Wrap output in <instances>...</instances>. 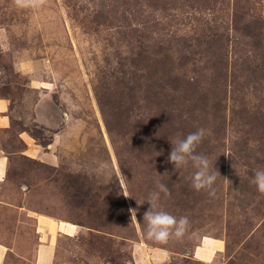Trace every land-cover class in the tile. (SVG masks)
Segmentation results:
<instances>
[{"label": "rangeland", "instance_id": "rangeland-1", "mask_svg": "<svg viewBox=\"0 0 264 264\" xmlns=\"http://www.w3.org/2000/svg\"><path fill=\"white\" fill-rule=\"evenodd\" d=\"M0 102L6 264L34 263L35 215L75 231L53 264H264V0H0ZM197 129L214 196L168 160ZM160 183L189 220L165 244L143 220Z\"/></svg>", "mask_w": 264, "mask_h": 264}, {"label": "clouds", "instance_id": "clouds-1", "mask_svg": "<svg viewBox=\"0 0 264 264\" xmlns=\"http://www.w3.org/2000/svg\"><path fill=\"white\" fill-rule=\"evenodd\" d=\"M204 136L205 130L197 129L183 138L176 139L168 160L173 164L174 169L187 166L190 163L191 167L195 169L191 177L192 188L197 192L208 190L209 196H214L213 184L219 174L214 167L213 171H210L209 160L196 153V148ZM160 154L158 153V155ZM103 166L101 165V167ZM251 182L256 186L258 192L264 193V170H257ZM161 193L169 194L168 187L163 183L158 184V191L149 194L146 201L150 207L144 213L143 220L147 222V238L165 244L172 237L182 238L189 227V220L186 216L177 219L176 216L166 211L156 210ZM136 211V209H130L131 217H136Z\"/></svg>", "mask_w": 264, "mask_h": 264}, {"label": "crops", "instance_id": "crops-1", "mask_svg": "<svg viewBox=\"0 0 264 264\" xmlns=\"http://www.w3.org/2000/svg\"><path fill=\"white\" fill-rule=\"evenodd\" d=\"M3 109V102H0V110ZM6 118L0 117V130L6 129ZM8 162L5 157L2 156L0 152V183L4 181L6 172H7ZM34 218V217H33ZM35 222L37 223L36 236H38L40 244L37 245L34 254V263L29 264H53L55 260V242L56 236L64 234L67 236H73L74 229L72 225L61 226L62 223L54 222L51 218L35 215ZM46 239V241L44 240ZM210 241L206 246H203V243L198 246L194 252L193 257L198 262H210L214 255H217L222 252V242L218 240ZM46 243V244H45ZM12 253V249H8L7 246L0 243V264H6V256L9 253ZM136 264V258L132 260Z\"/></svg>", "mask_w": 264, "mask_h": 264}]
</instances>
